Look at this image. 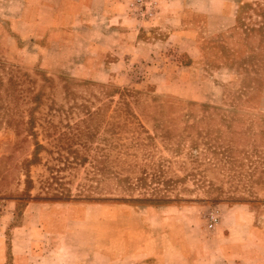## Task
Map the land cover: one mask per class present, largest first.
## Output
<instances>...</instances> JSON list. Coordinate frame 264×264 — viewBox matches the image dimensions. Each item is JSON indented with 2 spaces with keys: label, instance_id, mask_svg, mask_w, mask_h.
<instances>
[{
  "label": "rangeland",
  "instance_id": "rangeland-1",
  "mask_svg": "<svg viewBox=\"0 0 264 264\" xmlns=\"http://www.w3.org/2000/svg\"><path fill=\"white\" fill-rule=\"evenodd\" d=\"M132 1L128 18L158 20L161 0L145 21L130 11ZM8 5L0 0L5 20ZM41 53L31 43L0 45V204L9 202L1 221L9 248L19 228V246L34 249L31 264H132L124 251L172 246L264 264V0H239L234 26L205 37L187 87L168 86L170 64H193L179 53L111 80L77 73L82 63L71 54L49 65ZM11 95L21 98L18 107ZM124 105L135 118L121 114ZM76 125L80 135H71ZM217 234L222 243L205 242Z\"/></svg>",
  "mask_w": 264,
  "mask_h": 264
},
{
  "label": "crops",
  "instance_id": "crops-1",
  "mask_svg": "<svg viewBox=\"0 0 264 264\" xmlns=\"http://www.w3.org/2000/svg\"><path fill=\"white\" fill-rule=\"evenodd\" d=\"M6 1L9 3L7 10L11 17L5 20L0 16L1 46L8 48L10 45L12 50H17L19 44L31 43L42 50L39 61L49 65L71 54L68 56L70 61L82 63L76 64L77 73L94 80H101L106 75L109 76L106 77L108 80L120 76L129 77L131 65H141L179 53L193 64L181 67L174 64L173 69V63L170 64L165 69L170 77V87H173V82L185 87L192 84L190 77L202 57L205 37L215 36L233 27L239 3V0H161L158 20L139 25L127 17L131 0ZM109 42L110 46H107ZM99 60H104L102 67ZM175 76H181L180 80H175ZM6 204L8 206L9 202ZM34 206V203H29L27 212ZM3 225L7 226L2 223L0 225V264H7L10 250L13 264H31L28 252L33 253V247L25 249L19 246L25 230L18 228L11 232L14 245L9 248L5 242L6 228ZM36 232L34 230L31 236L37 235ZM205 242L220 244L223 242L222 235L217 234ZM196 249L188 251L183 247L172 246L171 250H129L123 252V260L135 257L136 261H131L132 264H237L234 251L205 255ZM239 259L245 258L240 254ZM238 264L248 263L244 261Z\"/></svg>",
  "mask_w": 264,
  "mask_h": 264
},
{
  "label": "built area",
  "instance_id": "built-area-1",
  "mask_svg": "<svg viewBox=\"0 0 264 264\" xmlns=\"http://www.w3.org/2000/svg\"><path fill=\"white\" fill-rule=\"evenodd\" d=\"M159 6V0H133L129 5V9L133 12V15H135L138 19L145 21L155 18V16L159 12ZM3 214L4 206L0 204V223L3 218ZM217 222L218 217L212 215L209 228L214 229L217 225Z\"/></svg>",
  "mask_w": 264,
  "mask_h": 264
},
{
  "label": "trees",
  "instance_id": "trees-1",
  "mask_svg": "<svg viewBox=\"0 0 264 264\" xmlns=\"http://www.w3.org/2000/svg\"><path fill=\"white\" fill-rule=\"evenodd\" d=\"M21 77H26V75H22ZM16 79H18V77H17ZM12 82H14V81L12 80ZM10 83H11V81H10ZM11 91H12V90H11ZM13 93H14V94H15V93H19V95H22V94H21V91H17V90H13ZM8 97H10V98L12 99L13 103H14V104L16 103L15 106L18 107V102L21 100V98H16V97H14L13 95L8 96ZM69 97L71 98V94L68 95V98H69ZM15 98H16V99H15ZM121 114H124L125 116L130 117V119H131V118H132V119L135 118L134 116L130 115L129 110H128V105H124V108L121 110ZM89 117H90V121H91V119L93 118V114H89ZM131 124H133V123H131ZM13 125H14V124H13ZM21 125H22V124H21ZM23 125H25V124L23 123ZM28 125H29V123H28ZM49 125H50V127H52L51 124H49ZM9 126H11V125H9ZM16 126H19V125L16 124ZM111 126H112V128H113V127L115 126V122L112 123ZM73 130L75 131V133H72V132H71V135H80V128H79V126L76 125V127L73 128ZM117 135H120V133H117Z\"/></svg>",
  "mask_w": 264,
  "mask_h": 264
}]
</instances>
